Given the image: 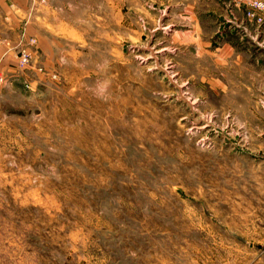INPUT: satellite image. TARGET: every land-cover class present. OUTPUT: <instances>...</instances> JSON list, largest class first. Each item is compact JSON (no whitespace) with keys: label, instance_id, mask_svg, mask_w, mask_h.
Returning a JSON list of instances; mask_svg holds the SVG:
<instances>
[{"label":"rangeland","instance_id":"obj_1","mask_svg":"<svg viewBox=\"0 0 264 264\" xmlns=\"http://www.w3.org/2000/svg\"><path fill=\"white\" fill-rule=\"evenodd\" d=\"M55 2L0 70V264H264V0Z\"/></svg>","mask_w":264,"mask_h":264},{"label":"crops","instance_id":"obj_2","mask_svg":"<svg viewBox=\"0 0 264 264\" xmlns=\"http://www.w3.org/2000/svg\"><path fill=\"white\" fill-rule=\"evenodd\" d=\"M55 1L0 0V70L14 64L15 48L28 46L29 37L37 31L32 19L49 25V19L57 18ZM40 50L45 52V48Z\"/></svg>","mask_w":264,"mask_h":264},{"label":"built area","instance_id":"obj_3","mask_svg":"<svg viewBox=\"0 0 264 264\" xmlns=\"http://www.w3.org/2000/svg\"><path fill=\"white\" fill-rule=\"evenodd\" d=\"M31 42L34 40H30ZM30 52L26 47H21L17 54L16 67L18 69H25L29 65ZM4 76L0 73V83L3 81Z\"/></svg>","mask_w":264,"mask_h":264}]
</instances>
